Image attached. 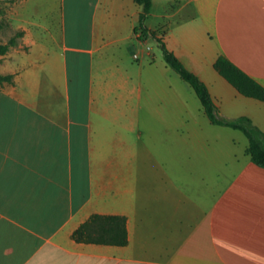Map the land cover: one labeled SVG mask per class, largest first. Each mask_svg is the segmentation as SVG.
Listing matches in <instances>:
<instances>
[{
	"label": "crops",
	"instance_id": "obj_1",
	"mask_svg": "<svg viewBox=\"0 0 264 264\" xmlns=\"http://www.w3.org/2000/svg\"><path fill=\"white\" fill-rule=\"evenodd\" d=\"M140 11L0 0V264H264V168L138 39ZM145 26L264 132V101L213 67L264 87V0H151ZM92 215L124 217L126 244L75 241Z\"/></svg>",
	"mask_w": 264,
	"mask_h": 264
},
{
	"label": "trees",
	"instance_id": "obj_2",
	"mask_svg": "<svg viewBox=\"0 0 264 264\" xmlns=\"http://www.w3.org/2000/svg\"><path fill=\"white\" fill-rule=\"evenodd\" d=\"M141 8L134 32L138 39L144 40L152 37L157 41L158 48L167 66H169L183 81L188 83L199 99L204 113L214 125L225 126L241 131L248 140L246 154L253 164L264 168V132L257 128L246 116L224 118L220 116L217 106L212 101L207 87L194 73L189 71L178 58L169 51L165 44L156 38L155 33L145 26V20L150 12L151 0H134ZM10 41L9 44H12ZM7 46H0V52ZM214 69L226 79L240 94L264 101V87L254 81L238 67L223 56H218L213 64ZM9 77H0V80ZM72 238L77 242L125 245L127 234L125 218L121 216L92 215L72 233Z\"/></svg>",
	"mask_w": 264,
	"mask_h": 264
},
{
	"label": "rangeland",
	"instance_id": "obj_3",
	"mask_svg": "<svg viewBox=\"0 0 264 264\" xmlns=\"http://www.w3.org/2000/svg\"><path fill=\"white\" fill-rule=\"evenodd\" d=\"M80 23L81 25H84V18L80 19ZM150 45L153 47L154 52H158V47L155 45V43L153 41L150 42ZM222 135L224 140L228 139L230 137L236 138L237 140V145L235 146V149H238L239 151H243V148L245 147V145H247L248 141L247 138L245 137V135L240 132V131H234L231 129H228L226 127H222ZM225 149V148H224Z\"/></svg>",
	"mask_w": 264,
	"mask_h": 264
}]
</instances>
